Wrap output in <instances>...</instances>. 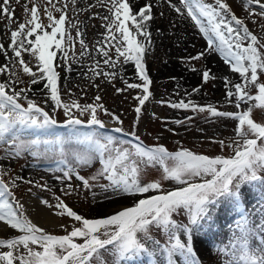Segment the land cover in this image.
I'll list each match as a JSON object with an SVG mask.
<instances>
[{
    "label": "snow or ice",
    "instance_id": "obj_1",
    "mask_svg": "<svg viewBox=\"0 0 264 264\" xmlns=\"http://www.w3.org/2000/svg\"><path fill=\"white\" fill-rule=\"evenodd\" d=\"M28 2L33 6L29 9L25 3L24 10L30 14V19L19 23L18 29L11 32L9 47L19 58L23 73L31 77V84L46 79L41 91L49 90L53 112L62 109L67 119L64 124H58L48 111L28 98L26 93L31 89L17 91L12 87L22 82L18 76L11 85L0 83V145H8L5 155L0 158H20L25 153L33 157L58 155V164L63 167L58 166L54 171L62 172V176L57 177L61 183L75 176L84 189L90 190L95 186L90 184V179L98 182L103 177L108 181L106 185H99L103 193L111 191L114 195L123 193L141 198L113 215L94 219L77 214L60 197H56L55 205L42 199L41 203L54 208L57 216H67L79 225L73 226L70 232L65 226L66 234L62 236L48 234L27 218L23 205L16 200L9 183L3 180L4 170L0 169V222L15 230L14 235L0 238V264H107L105 255L112 257V264H132L145 258L148 264H158V261L159 264H178L177 257L180 264H201L194 251L196 238L216 230V216L222 207L230 208L238 218L229 226L228 241L213 245L222 258L221 264H264V175H261L264 173V82L259 79V75L264 74V51H261L264 41L249 30L224 0H179L180 6L168 0L169 6L178 14L183 16L186 10V16L204 34L209 50L217 51L230 64L231 70L239 73L243 83H236L234 91L229 89L227 97H235L237 108L248 105L246 110L230 113L184 101L171 103L169 106L174 109H191L207 112L211 117L230 118L238 121V127L236 137L228 145L234 153L230 157L210 158L185 149L169 152L163 146L147 147L98 132L96 129H105V124L98 118L97 109L109 114L103 105L62 103L56 70L61 64L54 67V60H58L57 51L62 53L60 59H66L68 55L63 46L67 4L64 8H56L61 12L58 19L45 7L48 21L45 25L39 16L38 0ZM47 4L55 8L52 0H47ZM242 6L249 17L258 14L264 19V0H242ZM153 7L151 0H146L137 12L129 0H110L108 11L113 19L103 17L109 20L106 27L111 40L116 41L112 47H115L117 60L123 57L124 63H134L135 71L143 81L142 85L127 84L129 89L142 88L143 94L135 97L140 105L135 108L137 119L141 106L149 99L151 81L145 71L144 42L151 44L147 22L154 19ZM13 13L10 0H0V17H7L11 23ZM77 35H80L79 29ZM18 37L24 39L18 41ZM71 42L72 37L68 36V43ZM245 42L247 46H244ZM80 45L82 49L86 47L83 41ZM98 51L105 57L104 64L115 67L117 60L111 59L108 51L103 48ZM0 52L7 56L3 44H0ZM22 52H27L38 62L39 75L22 58ZM203 55L200 53L191 59L199 60ZM7 71V65L0 66V74ZM94 74L99 73L94 71ZM12 75L15 73H9L10 77ZM103 75L111 78L115 74L104 72ZM209 79V72L204 71L203 81L207 83ZM224 79L229 83L226 77ZM8 88H11L10 93L6 91ZM99 99L97 96L96 100ZM21 100L26 102V107ZM254 111L259 113L260 122L256 121ZM85 116L86 119L80 118ZM60 128L65 131H58ZM115 131L121 133L123 130L117 128ZM25 133L34 138H27ZM130 135L138 140L134 133ZM219 143L224 147L223 141ZM96 161L101 168L92 177L85 178L77 171L76 165L87 167ZM149 167L161 169V177L143 183V173ZM162 181H172L180 187L162 192ZM11 184L15 186V181ZM40 187L47 189V185ZM244 187H249L256 196V204L251 210L243 202ZM70 188L69 184L64 189L65 195L71 194ZM179 216H184L186 222L175 218ZM153 228L159 230L163 242L153 236Z\"/></svg>",
    "mask_w": 264,
    "mask_h": 264
},
{
    "label": "rangeland",
    "instance_id": "obj_2",
    "mask_svg": "<svg viewBox=\"0 0 264 264\" xmlns=\"http://www.w3.org/2000/svg\"><path fill=\"white\" fill-rule=\"evenodd\" d=\"M158 1L160 2V0H151L152 4L157 3V5L153 7L154 19L147 22V30L151 33V43L153 41L152 37L155 34L166 37L170 42L162 47L160 45L155 46L154 41L150 45L146 41L144 42L146 48L144 65L151 84L149 86V99L141 106V113L139 119H137L135 108L140 105L135 97L143 94L142 88L129 89L127 88V84L136 83L142 85L143 81L139 79L134 63H124L123 57L117 60L115 47H112L116 41L111 40L106 27L109 20L113 19L108 11L110 0H74V2L73 0H52L55 8L47 4V0H38L39 16L45 25L48 23L44 11L45 7H48L52 11L54 18L58 19L61 12L56 11V8H64L65 3L67 4V7L64 8L66 19L63 46L67 49L68 55L66 59H60L62 53L57 51L58 60H54V67L57 63L61 64L56 70L59 74L58 89L62 103L72 104L75 101L80 105H103V109H106L109 114H105L103 110L98 108V118L105 124L104 130L122 128L123 131L121 133L115 132L123 136H117V140L133 143L128 139L133 138L130 134L134 133L138 137V141L147 147L163 146L169 152L185 149L194 154L210 158L218 156L230 157L234 153L233 149L228 147V145L236 137L235 129L238 127V121L230 118L211 117L207 112L200 113L193 112L191 109H174L169 105L184 101L198 107L212 106L217 111L222 112L238 113L246 110L248 105L242 104L240 108H237L235 106V97H227V91L229 89L234 91L233 86L236 83H226L223 77V79L218 80L205 65V59L214 57L231 73L239 77L240 75L231 70L230 64L226 63L217 51L209 50L204 34L198 33L202 41V49L194 50L192 45L187 46V43L185 44L187 35L172 33V12L179 18L183 16L172 10L168 0H163L160 3ZM231 1L225 0L224 2L230 5L232 12L238 18L244 20L245 25L254 35H257L258 38L264 41V19H261L258 14L249 17L248 12L242 6V2L234 1L236 6L233 7L230 4ZM145 2V0H129L133 10L137 12ZM207 2H213V0H207ZM25 3H27L29 9L33 6V3L28 2V0H20V3H16V0H10V7L14 9V18L11 23H9L7 17H0V44H3L7 50V56L3 52H0V66L7 65L8 67L7 72L0 74V83L11 85L12 81L16 80L18 76L22 82L12 85V87H15L17 91L21 88L31 89V91L26 93L28 98L34 100L45 111H48L57 120L58 124H64L67 117L64 115L63 110L58 109L53 112L54 105L50 99L49 90L45 89L41 91V89H44L46 79L41 80L38 84H31V77L23 73L22 66L18 63L19 58L15 57V54L9 47L11 45V32L18 29L19 23L30 19V14H26L24 10ZM174 4L180 6L179 0H174ZM167 7L170 9L168 13ZM184 15L186 16V10ZM103 17H108L109 20H105ZM189 20L190 22L192 21L191 18ZM162 25H165V28H162ZM77 29H79L80 35H77ZM165 29H167V32H165ZM47 30L51 31V29ZM113 32L117 36L120 35L116 32L115 28H113ZM68 36L72 37L71 44L68 43ZM105 37H108V39H105ZM137 38L142 41L144 40L143 37ZM21 39L24 38L18 37V41ZM81 41L86 46L84 49L81 48ZM244 46H247V42H245ZM100 48L108 51L111 59L117 60L115 67L104 64L105 57L98 51ZM261 51H264V49H261ZM82 52L85 54L82 55ZM176 52L177 54H174ZM200 53H204V55L199 60L191 59ZM22 58L29 63L32 71L37 72L39 75L38 62L35 58L27 52H22ZM126 66L131 68L133 74L128 73L125 76L126 74L122 72V68ZM69 68H71V71H68ZM160 69L163 71L161 75H159ZM172 70H178L179 72L184 70L186 74L192 73L196 75L197 79L189 86H182L183 77L180 73H173ZM94 71L99 74H94ZM204 71L209 72L210 79L207 83L203 81ZM104 72L114 73L115 75L108 78L103 75ZM9 73H15V75L10 77ZM259 79L264 82V74H260ZM221 82L224 85H222L223 88L220 91L219 85ZM237 83H243L241 77ZM118 89L122 91L118 92ZM194 89H198V91L194 92ZM6 91L10 93L11 88L6 89ZM97 96L100 97L99 100H96ZM220 98H223L221 102H217L216 100ZM20 102L25 107L27 106L24 100ZM113 117L116 119H113ZM254 117L257 122H260V115L257 111H254ZM80 118L86 119V116ZM117 120L122 121V123H118ZM177 121L182 123H177ZM57 130L65 131L63 128ZM25 136L27 138H34L30 133H25ZM126 136H128V139H126ZM220 141H223L224 147L221 146ZM7 148L8 145L6 144L0 145V157L5 155ZM43 151L42 146L41 152L43 153ZM58 159H60L58 155L42 154L40 157H33L29 153L23 154L20 158H0V169L5 172L3 180L5 183H9L16 200L23 205L24 213L32 223L44 229L48 234L58 236L66 234L65 226L67 232H70L73 226H79L67 216H57L54 208H49L41 203L43 199L55 205L57 202L56 197H60L77 214L88 219L104 218L120 211V208L117 207L112 209L108 214L94 212V209L111 202L114 196H116L111 191L103 193L99 187L101 184H108V181L103 177L98 182L90 179V184L95 185L90 190L84 189L81 182L75 176L70 181L66 180L64 183H61V180L57 177H61L62 172L54 171L58 166L63 167L58 164ZM76 168L80 175L90 178L98 172L101 165L96 161L91 166L76 165ZM24 172L28 173V175H24ZM161 174L162 170L158 167H149L143 173L142 182L147 183L159 180ZM261 175H264V173H261ZM13 180L15 181V186L11 184ZM27 181H31V183ZM69 184L71 188L68 191L71 194L65 195L64 189L68 188ZM42 185H47V189L40 187ZM177 187H180V185H176L172 181H162L161 191L166 192ZM244 188H247L248 191L242 190L244 193L243 202L245 204V200L249 201L250 205L246 207H250L249 210H251L253 205L256 204V196L249 187ZM120 194L126 196L123 193ZM152 194L154 193H149L148 195ZM133 197L135 198L134 201L141 198L140 196ZM134 201H131L128 205L131 206ZM38 206L44 207L50 216L55 218V226L49 228L42 227L41 221L37 218V214L39 213ZM175 218L185 221L184 216ZM237 218L238 214L226 218L222 225L223 228L229 230V226ZM10 234L14 235L15 230L7 232L4 237ZM152 234L161 242L164 241V237L160 234L159 230L153 228ZM229 236L230 231L228 238ZM228 238L222 241L216 240L214 243H226ZM77 242L82 241L77 240ZM214 243L211 244L212 251H214ZM206 254L210 259L214 258L210 253ZM196 255L201 264H204L203 260L205 258L203 254L198 251ZM217 256L220 258L219 262L221 264L222 258L218 254ZM104 260L107 261V264H112L111 256L105 255ZM177 261L180 264V260L178 259ZM132 264H148V261L145 258L136 260Z\"/></svg>",
    "mask_w": 264,
    "mask_h": 264
},
{
    "label": "bare ground",
    "instance_id": "obj_3",
    "mask_svg": "<svg viewBox=\"0 0 264 264\" xmlns=\"http://www.w3.org/2000/svg\"><path fill=\"white\" fill-rule=\"evenodd\" d=\"M146 1V0H145ZM163 0H160L162 2ZM225 1V0H224ZM242 2V0H232L230 2L231 6L235 7V2ZM159 2V1H158ZM159 2V3H160ZM158 3V4H159ZM172 3H174V0H172ZM154 6L157 5V3L153 4ZM168 8V7H167ZM172 10H174L172 8ZM170 11L168 8L167 13ZM175 11V10H174ZM176 12V11H175ZM171 14V13H170ZM206 23V22H205ZM162 28H165V25H162ZM198 31V32H197ZM165 32H167V29H165ZM172 33L175 34H185L187 35V38L185 40V44L187 46L192 45L194 50L202 49V41L201 38H199L198 33H201L199 28L195 26L194 22L189 20L188 17L183 15V17L179 18L172 12ZM203 34V33H202ZM174 36V35H173ZM153 41L155 42V46L160 45L161 47L165 44H168L170 41L166 39V37H161L159 35H154ZM152 41L151 44L154 42ZM154 46V47H155ZM149 48V46H148ZM174 54H177L174 53ZM205 65L209 68V71L213 72L214 76L217 77L218 80L223 78H228L229 83H237L240 80V77L237 75H234L229 70H227L219 60H217L214 57H208L205 59ZM161 70V71H160ZM159 70V75L163 74L162 69ZM122 72L126 74L125 76L129 74H133L131 72L130 67L122 68ZM173 73H180V75L183 77V83L182 86H189L191 83L195 82L197 77L196 75L192 73H187L183 71L178 70H172ZM222 78V79H223ZM221 85V86H220ZM219 85L220 91L222 90V85H224L222 82ZM217 91V92H220ZM224 98V97H223ZM223 98L217 99V102H221ZM45 174V173H42ZM24 175H28V173L24 172ZM243 191L247 192V188H243ZM250 197V196H249ZM254 197V196H253ZM134 197H126L124 195L118 194L114 196L113 200L97 209H94V212L100 213V214H108L112 209L114 208H120L119 210H122L123 206H129L128 204L131 201H134ZM31 204H33L32 201H30ZM28 205V204H27ZM245 205H250L249 201L245 200ZM34 206V205H33ZM250 207H247L249 209ZM39 213L37 214V218L41 221L43 228H49L55 226V218L50 216V214L46 211V209L42 206H38ZM227 211V212H226ZM113 213V212H112ZM112 215V214H111ZM235 215V213L232 212V210L228 207H222L217 216H216V230H210L207 235L203 237H197L194 245V250L201 254H203V257L205 260H203L204 264H220V258L217 256V254L211 250V244L214 243L216 240L222 241L223 239H227L229 235V230H226L223 228L224 221L226 218H229L231 216ZM101 216V215H100ZM103 216V215H102ZM221 216V217H220ZM223 219V221H222ZM11 229L7 228L3 222L0 223V238H3L4 235L8 232H10ZM206 253H210L214 258L210 259ZM177 259H179L177 257Z\"/></svg>",
    "mask_w": 264,
    "mask_h": 264
}]
</instances>
